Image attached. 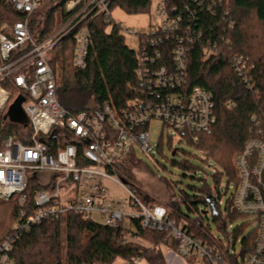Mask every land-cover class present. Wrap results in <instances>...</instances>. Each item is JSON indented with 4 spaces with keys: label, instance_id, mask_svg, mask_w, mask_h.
<instances>
[{
    "label": "built area",
    "instance_id": "obj_1",
    "mask_svg": "<svg viewBox=\"0 0 264 264\" xmlns=\"http://www.w3.org/2000/svg\"><path fill=\"white\" fill-rule=\"evenodd\" d=\"M109 1H68L66 13L84 6L57 34L36 42L29 32V23L41 0H0V7L20 15L17 21L0 23V123L6 108L20 97L23 99L20 111L29 126V131L21 137L8 136L0 149V200L18 197L21 206L12 235L0 243V264H15L11 249L32 228L44 220H58L69 213L120 229L124 231V239H128L131 222L138 220L144 230L167 232L165 247L172 250L174 245L172 251L180 258L195 256L206 264H231L228 254L234 252L230 249L209 247L191 237L169 219L166 206L143 204L135 196V184L119 169L136 148L145 155L150 154L153 147L149 144L148 127L153 121L183 136L208 132L216 123L213 95L202 88L187 90L186 87V43L193 41L191 31L189 28L180 31V19H171L162 1L157 3L154 12L157 24L147 33H131L138 43L135 71L138 98L120 109L105 103L93 111L75 114L58 102L56 93L60 83L56 69L49 65L52 59L48 52L56 44L60 45L63 35L89 14L102 13L108 18ZM123 32L121 28L122 35ZM88 34L86 28H81L74 37L73 65L79 69L86 65ZM169 40L174 41L166 50L170 61L160 51ZM245 68L246 62L240 69ZM249 71L248 68L247 73ZM248 87L255 90L252 78L248 80ZM190 140L195 141V138L191 136ZM20 141L28 144L23 146ZM255 153L258 155L256 163L250 166L249 160ZM234 164L239 176L233 195L234 209L255 219L258 234L254 252L246 256L242 264H264V184H261L264 142L248 141L243 152L235 157ZM28 181L44 188L34 194L37 209L31 215L22 208L26 203L24 192ZM107 181L127 193V208L108 197ZM139 263L136 257L127 264Z\"/></svg>",
    "mask_w": 264,
    "mask_h": 264
},
{
    "label": "trees",
    "instance_id": "obj_2",
    "mask_svg": "<svg viewBox=\"0 0 264 264\" xmlns=\"http://www.w3.org/2000/svg\"><path fill=\"white\" fill-rule=\"evenodd\" d=\"M68 1L70 0H41L40 7L32 14L29 23V32L36 42L53 37L84 6L66 13L65 5ZM162 2L171 19H180V31L189 28L193 37L192 43H186L187 90L202 88L213 95L215 103V125L208 132L191 134L195 141L190 140V135L185 137H189V145L202 152V160L211 159L222 171L213 175L212 187L208 186L206 178L199 179L202 187L193 188L195 193L192 195L177 188L178 194L173 193L167 206V216L177 227L205 245H217L223 251L230 249L234 253L228 254V261L231 264H242L244 258L255 249L258 235L256 227L245 235L246 228L250 223L255 224V219L235 227L231 233L227 231L235 221L249 218L237 213L233 205V195L239 184L235 157L243 152L248 141L264 142V0ZM150 5L151 0H110L108 18L102 13L93 12L63 35L59 45L61 85L56 94L58 102L68 112L75 114L93 111L105 103L120 109L128 101L139 97L135 75L138 67L137 52L125 44L121 26L112 19L111 14L118 8L127 15L146 13L150 16ZM19 19V14L4 6L0 7V23ZM81 28H86L90 36L84 69L73 65L74 37ZM173 43L174 41L169 40L160 48L168 61L170 55L166 50ZM239 60L246 62L245 69H240L242 63L238 64ZM49 65L54 69L55 60L52 59ZM248 68L250 71L247 73ZM249 78L256 84L254 91L248 87ZM28 131L29 126L23 116L5 121V125L0 127V149L8 136L21 137ZM21 144L25 146L28 143ZM177 152L176 149H171V155L176 156ZM257 156L256 153L251 155L250 166H254ZM123 161L119 169L128 179H132L131 172L141 165V161L131 153ZM175 163L183 171L196 172L197 168L187 157ZM223 178L226 180L225 191L229 185L233 188L224 208L218 201V197L222 196L220 182ZM252 181L256 184L253 177ZM261 184H264V173ZM165 186L171 188L167 182ZM42 189L44 188L37 183L28 181L24 192L26 203L22 206L28 215L37 209L34 194ZM182 205L185 212L181 209ZM199 205L204 207L203 211H199ZM0 207L4 208L1 213L3 215L0 216L2 243L12 235L21 206L18 204V197H13L9 201L0 200ZM209 213L224 235L223 239L212 235L207 218ZM81 218L80 215L69 213L58 220H44L32 228L29 234L16 241L11 249V259L15 264H113L117 259L122 264H127L138 257L148 264H168L160 250L165 247L167 232L144 230L137 220L131 222L132 229L127 231L128 240L124 239V231L120 229ZM136 240L149 246L141 245ZM239 240L241 248L239 252H235V243ZM172 247L174 250V245Z\"/></svg>",
    "mask_w": 264,
    "mask_h": 264
},
{
    "label": "rangeland",
    "instance_id": "obj_3",
    "mask_svg": "<svg viewBox=\"0 0 264 264\" xmlns=\"http://www.w3.org/2000/svg\"><path fill=\"white\" fill-rule=\"evenodd\" d=\"M160 1L162 0H151L150 16L146 13H144V15H127L118 8L113 10L111 14L112 19L123 29L125 44L130 47L131 50L136 51L138 46L137 39L133 34L147 33L157 24V21L154 18V12L156 10L157 3ZM48 57L55 60V69L61 85V53L60 46L58 44H56L54 48L48 52ZM11 104L8 108H10ZM8 108L5 110L4 117L9 111ZM5 121L9 122L10 119L5 118V120H3L2 118L0 127H2ZM148 133L150 136L149 144L153 148L149 155L143 154L138 148L135 149L132 155L141 161V165L132 170V174L130 175V178L132 179H129L133 184H135L136 198H138L143 204L150 206L158 203L167 207L173 198V193L178 194V189L192 195L195 193L193 188H201L202 183L199 179L206 178L208 186L212 187V177L215 172H220L221 168L211 159L208 161L202 160L204 159L202 152L196 147L188 144L187 139L189 137L180 135L177 132L175 133L174 130H166L163 128L162 123L157 121H153L150 124L148 127ZM171 149H176L178 151L176 156L171 155ZM185 157H187L190 163L197 168L195 174L193 172L183 171L175 163L181 162ZM165 182L170 185V189L165 186ZM175 183L177 185H175ZM105 185L108 189V197L113 202L121 203L122 206L127 208L129 204V197L127 193L109 181L105 182ZM220 185V192L222 196L218 197V201L221 203V207L224 208L227 200L232 194L233 188L232 185H229L228 190L225 191L226 189L224 187L226 186V180L224 178L221 180ZM198 208L199 211L204 210L202 205H199ZM181 209L183 212L186 211L183 205L181 206ZM3 210L4 208L0 207V216L3 215L1 214ZM207 218L212 235L223 239L224 235L218 230L217 223L212 219L210 213L207 215ZM253 219L254 218L249 217L246 220L235 221L227 232L231 233L232 229L235 227L243 224L244 222L253 221ZM97 220L100 221V219ZM254 228L255 224L250 223L245 230L246 234H244L247 235ZM240 248L239 240L235 243V252H239ZM160 250L166 261H168V264H204L203 260L195 256L180 258L175 255L172 250L166 247H161ZM113 264H120V259H117ZM139 264L148 263L143 259Z\"/></svg>",
    "mask_w": 264,
    "mask_h": 264
},
{
    "label": "water",
    "instance_id": "obj_4",
    "mask_svg": "<svg viewBox=\"0 0 264 264\" xmlns=\"http://www.w3.org/2000/svg\"><path fill=\"white\" fill-rule=\"evenodd\" d=\"M22 101H23V99H21L20 97H19V99L15 100L14 103L12 104V106L9 108V113H12L14 111H20V105H21ZM172 156H174V154H172Z\"/></svg>",
    "mask_w": 264,
    "mask_h": 264
},
{
    "label": "flooded vegetation",
    "instance_id": "obj_5",
    "mask_svg": "<svg viewBox=\"0 0 264 264\" xmlns=\"http://www.w3.org/2000/svg\"><path fill=\"white\" fill-rule=\"evenodd\" d=\"M23 115L21 114L20 111H14L12 113H8L7 115V118H9L10 120H13V119H17V118H20L22 117Z\"/></svg>",
    "mask_w": 264,
    "mask_h": 264
},
{
    "label": "crops",
    "instance_id": "obj_6",
    "mask_svg": "<svg viewBox=\"0 0 264 264\" xmlns=\"http://www.w3.org/2000/svg\"><path fill=\"white\" fill-rule=\"evenodd\" d=\"M134 241H135V240H134ZM136 241H137V243H140L141 245H143V244H144V245H145V246H147V247L149 246V245H147V243H145V242L143 243V242H142V241H140V240H136ZM142 243H143V244H142ZM174 254H175V253H174ZM120 264H122V262H121V261H120Z\"/></svg>",
    "mask_w": 264,
    "mask_h": 264
}]
</instances>
